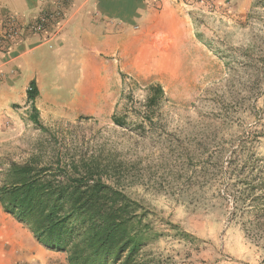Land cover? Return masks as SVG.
Listing matches in <instances>:
<instances>
[{"label": "rangeland", "instance_id": "374dc122", "mask_svg": "<svg viewBox=\"0 0 264 264\" xmlns=\"http://www.w3.org/2000/svg\"><path fill=\"white\" fill-rule=\"evenodd\" d=\"M165 2L173 49L134 42L97 72H61L33 101L4 104L0 185L13 164L96 159L147 211L149 264H264V218L251 209L264 192L250 190L264 158V0Z\"/></svg>", "mask_w": 264, "mask_h": 264}, {"label": "trees", "instance_id": "16d2710c", "mask_svg": "<svg viewBox=\"0 0 264 264\" xmlns=\"http://www.w3.org/2000/svg\"><path fill=\"white\" fill-rule=\"evenodd\" d=\"M160 92L154 87V95ZM35 95L31 81L27 99L33 101ZM37 117L32 106L30 118L39 124ZM252 168L254 182L243 180L251 183L250 190L264 192V158ZM112 178L96 159H58L39 168L13 164L7 182L0 185V204L44 247L65 252L68 264H149L143 254L147 211L111 183ZM257 199L259 204L251 208L256 220L264 218V196Z\"/></svg>", "mask_w": 264, "mask_h": 264}, {"label": "crops", "instance_id": "0c3cea01", "mask_svg": "<svg viewBox=\"0 0 264 264\" xmlns=\"http://www.w3.org/2000/svg\"><path fill=\"white\" fill-rule=\"evenodd\" d=\"M151 1L59 0L62 15L47 31L25 32L0 51V112L4 104L25 97L31 81L38 89L61 72L72 79L86 71L97 72L103 54L117 48L126 54L134 42L143 49L157 41L162 36H157L161 31L155 25L156 16L172 17L173 8L165 0L159 1L158 8ZM54 2L0 0V18L14 15L19 25H25L43 9H53ZM63 256L40 244L25 224L0 205V264H62Z\"/></svg>", "mask_w": 264, "mask_h": 264}, {"label": "built area", "instance_id": "2783aa9c", "mask_svg": "<svg viewBox=\"0 0 264 264\" xmlns=\"http://www.w3.org/2000/svg\"><path fill=\"white\" fill-rule=\"evenodd\" d=\"M40 3L45 4L50 1L57 2V5L53 9L45 8L39 15L25 25L18 24L15 16L10 15L5 19L0 18V51H2L7 43L21 37L25 32L33 34H42L47 31L48 27L56 22L62 15L61 9L58 6L59 0H38ZM49 47L51 45L49 44Z\"/></svg>", "mask_w": 264, "mask_h": 264}, {"label": "bare ground", "instance_id": "6f19581e", "mask_svg": "<svg viewBox=\"0 0 264 264\" xmlns=\"http://www.w3.org/2000/svg\"><path fill=\"white\" fill-rule=\"evenodd\" d=\"M156 26L161 27L164 30L165 34L162 37H159L157 42H154L156 46H153L157 47V49L162 52H167L173 49L176 46V43L174 42L176 29L173 18L167 14L158 15ZM144 46V51L146 52H150L154 49V47L150 46L148 43Z\"/></svg>", "mask_w": 264, "mask_h": 264}]
</instances>
